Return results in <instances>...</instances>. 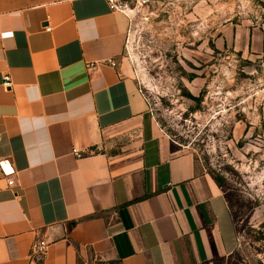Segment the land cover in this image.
I'll list each match as a JSON object with an SVG mask.
<instances>
[{"label": "crops", "instance_id": "1", "mask_svg": "<svg viewBox=\"0 0 264 264\" xmlns=\"http://www.w3.org/2000/svg\"><path fill=\"white\" fill-rule=\"evenodd\" d=\"M129 14L106 0H0V160L15 171L0 192V264H218L234 251L221 188L161 131L123 59ZM214 39L264 60V10Z\"/></svg>", "mask_w": 264, "mask_h": 264}, {"label": "rangeland", "instance_id": "2", "mask_svg": "<svg viewBox=\"0 0 264 264\" xmlns=\"http://www.w3.org/2000/svg\"><path fill=\"white\" fill-rule=\"evenodd\" d=\"M263 10V0H149L128 12L123 59L155 121L221 182L237 237L218 264H264V60L214 39Z\"/></svg>", "mask_w": 264, "mask_h": 264}, {"label": "built area", "instance_id": "3", "mask_svg": "<svg viewBox=\"0 0 264 264\" xmlns=\"http://www.w3.org/2000/svg\"><path fill=\"white\" fill-rule=\"evenodd\" d=\"M106 2L108 4L109 9L112 12L125 13L130 11L132 12L133 9H138L147 6L149 0H106ZM2 85L5 89L7 90L10 89L11 83L7 76L3 78ZM138 91L145 100L149 109V113L153 116L151 103L145 91L139 84H138ZM72 154L77 159H80L84 155L83 152H77L76 150H73ZM14 176H15V171L12 168V166L9 164V162L6 160H0V192L2 190H9L15 186ZM45 252H46V246L43 243H34L31 248V256L39 261H41L42 258L45 256Z\"/></svg>", "mask_w": 264, "mask_h": 264}, {"label": "trees", "instance_id": "4", "mask_svg": "<svg viewBox=\"0 0 264 264\" xmlns=\"http://www.w3.org/2000/svg\"><path fill=\"white\" fill-rule=\"evenodd\" d=\"M214 181L217 183V184H221V182H220V180L219 179H217V178H214Z\"/></svg>", "mask_w": 264, "mask_h": 264}]
</instances>
